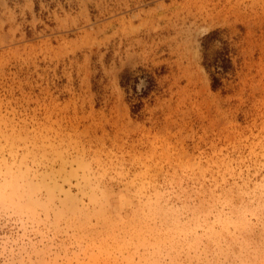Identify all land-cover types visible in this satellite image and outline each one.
<instances>
[{
    "label": "rangeland",
    "instance_id": "1",
    "mask_svg": "<svg viewBox=\"0 0 264 264\" xmlns=\"http://www.w3.org/2000/svg\"><path fill=\"white\" fill-rule=\"evenodd\" d=\"M0 264H264V0H0Z\"/></svg>",
    "mask_w": 264,
    "mask_h": 264
},
{
    "label": "trees",
    "instance_id": "2",
    "mask_svg": "<svg viewBox=\"0 0 264 264\" xmlns=\"http://www.w3.org/2000/svg\"><path fill=\"white\" fill-rule=\"evenodd\" d=\"M219 34L220 32L217 30L212 31L209 34L205 35L201 42V65L209 77L210 87L214 92L223 89V82L230 81L235 75V68L232 62V57H230L229 50L226 46L216 51L211 57L207 54L210 45H212L216 41L220 42ZM125 75L121 79H123ZM147 82L150 85L153 82V79L148 78ZM137 107H139V104H137L135 110L133 107L132 110L134 111L132 112V114H136V112H138Z\"/></svg>",
    "mask_w": 264,
    "mask_h": 264
}]
</instances>
